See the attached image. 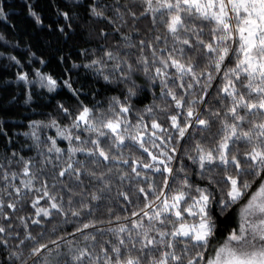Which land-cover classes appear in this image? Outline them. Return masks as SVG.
I'll use <instances>...</instances> for the list:
<instances>
[{
    "label": "snow or ice",
    "instance_id": "6c2138e0",
    "mask_svg": "<svg viewBox=\"0 0 264 264\" xmlns=\"http://www.w3.org/2000/svg\"><path fill=\"white\" fill-rule=\"evenodd\" d=\"M124 8L115 10L121 20L147 21L145 38L122 34L84 65L123 84L121 96L89 105L65 80L74 100L57 110L68 123L31 121L24 135L39 146L41 129L55 127L69 142L66 158L48 137L55 161L36 166L5 153L0 163L4 264H264V0H135ZM91 12L104 16L98 6ZM35 76L49 92L58 87L50 74ZM17 79L32 83L26 72ZM145 89L153 101L136 107ZM32 190V224L48 218L51 227L26 231L10 247L9 221ZM16 219L27 229V217Z\"/></svg>",
    "mask_w": 264,
    "mask_h": 264
},
{
    "label": "trees",
    "instance_id": "16d2710c",
    "mask_svg": "<svg viewBox=\"0 0 264 264\" xmlns=\"http://www.w3.org/2000/svg\"><path fill=\"white\" fill-rule=\"evenodd\" d=\"M126 4H129L127 0H0V5L5 6L6 14V18L0 17V163L5 162V153L31 158L36 166L45 158L55 161L54 152L47 154L50 144L48 137L56 139L57 147L65 151L63 158H66L69 142L57 136L55 127L41 129L39 134L42 143L39 146L33 143L31 137L24 135L29 131L31 121H44L47 124L50 119H55L60 125L68 123L57 110L58 103L67 106L70 100H74L72 93L64 86L65 80L70 81L72 88L79 91V98L89 105L97 101L105 102L112 96H121L125 88L123 84L106 83L95 69L86 68L84 65L100 55L105 44L116 46L122 34L131 35L133 42L145 38L147 21L142 20L134 25L131 17L124 16L121 20L117 16L115 10L119 9L124 13ZM93 6L103 10L102 18L92 15ZM33 12L36 16L31 15ZM65 12L69 14L67 19L63 16ZM36 17H39V23ZM134 27L137 31H133ZM117 28L121 31L117 32ZM85 49L88 50L87 57L83 54ZM9 57H15L19 64ZM74 64L77 67H73ZM37 70L56 78L58 87L52 92L47 87H42L35 76ZM20 72L29 73L32 83L19 81L17 73ZM136 83L140 85L141 80L138 79ZM152 91L145 89V94L135 101L136 107L151 104ZM84 135L87 136V133ZM74 158L84 159L85 156L77 154ZM44 175L51 185V163L45 169ZM62 179L69 182L67 177ZM19 180L20 177H17L16 182L19 183ZM87 183L85 180V184ZM116 184L117 182L113 184V197L116 195ZM124 184L127 185L128 182L125 181ZM57 188L60 190L59 185ZM61 191L63 194V190ZM36 195L35 190H32L18 204V211L9 221L12 226L10 247L18 245L26 231L37 236L51 227L46 222L48 218H44L39 225L31 222L32 219H39L35 217L31 204ZM40 206H45L43 200ZM17 215L28 218L27 229L16 219ZM62 227L72 230L68 225ZM7 259V252H0V264H4Z\"/></svg>",
    "mask_w": 264,
    "mask_h": 264
},
{
    "label": "clouds",
    "instance_id": "9594fccd",
    "mask_svg": "<svg viewBox=\"0 0 264 264\" xmlns=\"http://www.w3.org/2000/svg\"><path fill=\"white\" fill-rule=\"evenodd\" d=\"M128 3H134L135 0H127Z\"/></svg>",
    "mask_w": 264,
    "mask_h": 264
}]
</instances>
